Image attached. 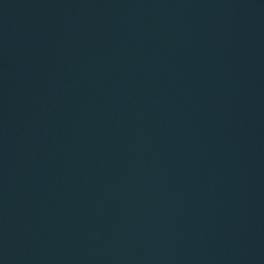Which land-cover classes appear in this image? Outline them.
Masks as SVG:
<instances>
[{"label":"water","instance_id":"water-1","mask_svg":"<svg viewBox=\"0 0 264 264\" xmlns=\"http://www.w3.org/2000/svg\"><path fill=\"white\" fill-rule=\"evenodd\" d=\"M0 264H264V0H0Z\"/></svg>","mask_w":264,"mask_h":264}]
</instances>
